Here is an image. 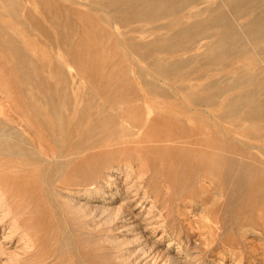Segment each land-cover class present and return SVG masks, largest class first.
<instances>
[{
	"label": "rangeland",
	"instance_id": "374dc122",
	"mask_svg": "<svg viewBox=\"0 0 264 264\" xmlns=\"http://www.w3.org/2000/svg\"><path fill=\"white\" fill-rule=\"evenodd\" d=\"M162 1L0 0V264H264V0Z\"/></svg>",
	"mask_w": 264,
	"mask_h": 264
},
{
	"label": "bare ground",
	"instance_id": "6f19581e",
	"mask_svg": "<svg viewBox=\"0 0 264 264\" xmlns=\"http://www.w3.org/2000/svg\"><path fill=\"white\" fill-rule=\"evenodd\" d=\"M188 1H190V0H182V2L181 3H179V4H182V3H185V2H188ZM146 4H147V6L148 7H151V8H153L154 6V9H162V10H165V9H167L168 7H169V5H168V2H164V1H162V0H146ZM228 3H229V1H227ZM241 2H242V4H246L247 2H248V0H241ZM231 5H233V3L231 4ZM178 6V5H177ZM93 48V47H92ZM95 49V48H94ZM98 52H96V54H97ZM95 54V56H97ZM85 57V56H84ZM97 58V57H96ZM99 58H100V56H99ZM95 64V63H94Z\"/></svg>",
	"mask_w": 264,
	"mask_h": 264
}]
</instances>
